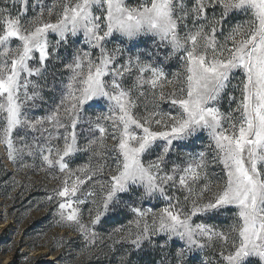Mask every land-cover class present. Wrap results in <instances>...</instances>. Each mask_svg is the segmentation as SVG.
<instances>
[{
  "label": "snow or ice",
  "instance_id": "1",
  "mask_svg": "<svg viewBox=\"0 0 264 264\" xmlns=\"http://www.w3.org/2000/svg\"><path fill=\"white\" fill-rule=\"evenodd\" d=\"M0 144L81 255L264 264V0H0Z\"/></svg>",
  "mask_w": 264,
  "mask_h": 264
},
{
  "label": "rangeland",
  "instance_id": "2",
  "mask_svg": "<svg viewBox=\"0 0 264 264\" xmlns=\"http://www.w3.org/2000/svg\"><path fill=\"white\" fill-rule=\"evenodd\" d=\"M129 2L135 3L136 0ZM241 19L234 17L233 22ZM169 67L172 71L177 70L174 60L169 62ZM162 107L167 109L168 106L164 104ZM205 143L206 138L198 141L196 147L202 149ZM86 162V157L78 156L74 166ZM19 167L7 159L5 147L0 144V264H119L120 256L130 249V245L113 244L108 239L111 230L103 225L100 229L103 241H98L97 249L90 255H81L83 241L79 234L54 223L52 206L44 207L42 203L37 206L43 200L45 188L50 191L58 186V182L31 169L18 171ZM214 171L218 173L219 166ZM14 180L19 181V186L12 191ZM148 206L151 205L146 203L145 207ZM154 253L157 257L163 256L155 249ZM217 254L214 249L207 253L210 258Z\"/></svg>",
  "mask_w": 264,
  "mask_h": 264
},
{
  "label": "trees",
  "instance_id": "3",
  "mask_svg": "<svg viewBox=\"0 0 264 264\" xmlns=\"http://www.w3.org/2000/svg\"><path fill=\"white\" fill-rule=\"evenodd\" d=\"M129 218H130V214L121 215L113 219H109L106 223H104V225L108 230H112L114 228L120 227L122 224H127ZM227 219H228L227 216L221 218V220L224 221H227ZM213 222L220 223V221H213ZM161 258L162 256L157 257L155 255L154 249L153 250L145 249L144 251L134 252L131 254L132 264H160Z\"/></svg>",
  "mask_w": 264,
  "mask_h": 264
}]
</instances>
